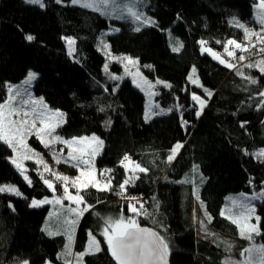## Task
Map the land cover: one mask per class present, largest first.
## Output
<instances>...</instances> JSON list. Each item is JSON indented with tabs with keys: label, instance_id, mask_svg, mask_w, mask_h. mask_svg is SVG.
Returning <instances> with one entry per match:
<instances>
[{
	"label": "trees",
	"instance_id": "1",
	"mask_svg": "<svg viewBox=\"0 0 264 264\" xmlns=\"http://www.w3.org/2000/svg\"><path fill=\"white\" fill-rule=\"evenodd\" d=\"M258 1L145 0L146 16L156 24L141 26L135 19H109L96 10L72 4L71 0H43L44 8L26 0H0V102L7 99L9 84L18 86L29 70L36 72L33 93L66 116L59 135H99L104 147L96 159L98 175L100 170H113L112 191L89 188L82 192L87 204L94 207L78 224L74 252L66 258L70 264H77L75 254L87 248L89 232L100 242L102 251L85 255L82 264H116L101 234L102 218L117 217L122 211L125 217L132 215L128 201L117 194L126 175L120 165L125 154L148 169L138 174L134 185L126 186L125 195L143 199L141 202L152 215L136 218L141 226L157 230L168 240L170 264H224L230 257L216 244L183 233L173 191L177 181L201 173L200 198L212 217V227L236 237L240 235L238 226L220 215L227 197L264 189V159L252 155L264 148V106L258 107L264 74L245 66L230 69L202 53L199 43L207 41L206 47L218 53L224 51L223 43L228 39L246 43L243 31L229 21L236 17L259 31L261 26L254 17ZM136 27L140 31H135ZM28 34L35 39L27 41ZM65 37L75 40L71 55ZM252 39L256 42L255 37ZM101 40L110 45L107 51L112 58L100 47ZM177 40L183 44L178 52L172 50L178 46ZM217 40L222 43L217 44ZM256 44L249 57L264 55L259 52L261 45ZM115 57L147 59L181 74L188 71L190 75L195 67L193 79L198 77L204 87L188 78L182 87L167 81L171 88L157 84L159 106L173 110L145 121L146 97L130 78L124 77L122 63ZM238 70L244 76L237 75ZM113 76L122 79L114 80ZM247 76L258 82L249 83ZM204 88L213 92L211 98ZM193 93L207 100L200 117L195 115L199 105L192 100ZM182 120L188 124L182 126ZM177 142L183 147L169 163L167 157ZM30 144L51 158V148H45L34 137ZM12 155L11 149L0 142V185L14 184L22 193H0V264H20L25 260L29 264H43L46 260L65 264V259L57 258L65 238L42 231L50 207L29 206L33 199L52 197L53 193L31 161L27 163L32 180L29 185L7 159ZM193 165H199L200 173L192 170ZM57 171L76 173L67 164L58 165ZM256 205L261 221L260 235L255 240L264 245V199L256 200Z\"/></svg>",
	"mask_w": 264,
	"mask_h": 264
},
{
	"label": "snow or ice",
	"instance_id": "2",
	"mask_svg": "<svg viewBox=\"0 0 264 264\" xmlns=\"http://www.w3.org/2000/svg\"><path fill=\"white\" fill-rule=\"evenodd\" d=\"M26 2L38 5L40 8H44L46 6L43 0H26ZM56 2L62 3L63 0H56ZM71 3H80L83 7L94 8V10L101 12L102 15H112L118 19L131 17L139 22L141 26L156 24V21L151 17H147L142 12L136 10L137 0H130L128 3H125L124 0H71ZM121 5H123V7H121ZM255 7L257 9L256 19L261 26L259 31L250 29L236 17H233L229 21L230 24L243 31L246 43L237 42L235 39H228L225 43H223L224 53H226L228 57L238 61H245L247 57L244 53L251 54L257 47V44L253 43V37H255L256 42L261 45V47H259V52L264 53V0H259ZM125 13L127 15H125ZM134 30L140 31V27H136ZM25 39L30 42L33 41L35 37L28 34L25 36ZM65 40L67 41L69 54L71 55L75 51L73 47L75 40L72 37H65ZM176 43L178 46L173 47L172 50L178 52L183 47V44L179 40H177ZM199 43L201 45L202 53H208L213 59L218 60L219 63L224 64L230 69H235L237 67L235 63L223 59L220 53L206 47L207 41L201 40ZM216 43L221 44L222 42L217 40ZM100 47L103 50H106V54L109 58H112L110 51H107L110 49V45L101 40ZM237 50L241 53L238 57L236 55ZM115 59L127 61L125 64V72L133 76V83L142 90H144V87L146 86L149 90V97L155 95V93L150 90L155 87V85L144 78L139 71L131 73L128 70V65L135 66L138 64V60H134L131 57H115ZM104 67L105 71H107L108 64L106 63ZM245 67L257 68L261 74H264V58L254 63L250 62L246 64ZM196 71V68L193 67L188 79L191 83L203 88L204 86L200 84L198 77L193 79ZM236 74L244 76V73L239 70ZM37 76L38 74L36 72L29 70L27 72L26 79L22 83L24 85H31V83L37 79ZM138 76L140 77L139 79H137ZM112 79L119 80L122 79V77L113 76ZM245 79H247L251 84H256L258 82L256 78L251 76H247ZM156 84H163L167 88L172 87L171 84L159 79L156 80ZM204 91L208 98L213 96V92L211 90L204 88ZM8 93L7 99L4 102H0V142L6 145L7 148L11 149L13 153V155L7 159L10 160V163L17 169L29 185L32 184V180L26 174L27 169L24 166V161L32 159H35L37 164L43 165V171L37 169V173L43 180V183L47 185L49 189H52L53 192L56 190L55 186L51 179L45 178L44 173L50 172L55 180L63 182V197H54L53 200H48L47 198L43 200L33 199L29 206L39 207L45 203L62 205L65 199L76 205L75 207L70 205L67 208V213L70 216L74 215L76 219H65L64 221V223L68 226L67 235L69 244L65 246V252L58 254L57 258L61 259L65 256L72 255L69 249L73 238L72 233L74 231V227L78 223L79 218L94 207L93 205L87 204V201L84 199L81 192H86L89 188L96 189L97 191L113 190L111 176L113 171L112 169L100 170V178L96 175L95 157L102 151L104 141L95 134H92L91 137L81 136L65 139L55 134L56 129L62 126L65 122V114L63 112L59 109L53 110L49 108V106L44 102L43 97L38 99L32 97L28 88L21 89L20 86H13L9 84ZM258 95L261 97L258 107L264 106V91H260ZM25 96H27V99H25ZM191 98L199 105V110L196 111L195 115L200 117L207 105V100L196 93H193ZM176 107L179 108L180 106L177 105ZM172 110V108H169L167 110L159 109L158 111H153L152 105L149 103L144 114V119L145 121H148L153 116L164 114L165 111L171 112ZM100 111H103V109H100ZM107 123H110V121H107L106 124ZM246 123V121L242 122L241 127H244ZM187 124L188 121L182 120V126ZM33 134L40 140L45 148H50L56 143L66 145L68 148V154L67 158L63 159V162L71 164L72 167L77 168L80 175L75 178H70L66 175L53 171L39 153L28 147L26 140ZM182 147L183 145L177 142V144L171 148L170 154L167 157L169 163L176 158L179 149ZM60 151L62 152L63 149ZM252 155H255L258 159H264V148L260 149L256 153H252ZM52 156L57 164L62 162L61 157L57 155L54 148ZM120 165L124 168L126 175L124 180L119 184L120 191L117 194L124 196V198L128 201V212L132 213V215L125 217L122 211L117 218H102L104 220V227L101 234L107 244L108 252L116 264H169L168 258L170 255V245L168 240L164 235H161L160 232H157L154 229L141 227L136 218L139 216L150 217L152 213L144 207V203L141 202L139 197H129L125 195L127 192L126 186L134 185L135 181L139 179L138 174L146 173L148 172V169L142 167L139 163L132 161L131 157L127 154H125V156L120 160ZM192 170L194 172H198L199 165H193ZM201 182H203V177H201ZM177 183L187 184L192 183V181L186 178L182 181H177ZM249 183H251V181H249ZM69 185L76 189L75 195L69 191ZM5 192L12 193L16 196L22 195L19 189L15 185L11 184L0 185V193ZM196 198L197 200L200 199L198 194L196 195ZM229 199L231 201L232 208H238L240 212L238 216L229 214L226 218L239 227L240 235L250 241L253 239V234L260 235L259 225L261 218L255 215L256 210L252 205L251 200L264 199V189L258 193H253L251 198L242 193L239 197ZM200 204L201 207H203V201H200ZM9 206L11 207V205ZM232 208L228 209L229 213L232 212ZM52 215H54V213H49V217ZM97 215L99 214L97 213ZM220 215L225 216V212L222 211ZM205 216H207L208 221L211 222L212 217L209 213H207L206 209ZM253 217H255L256 220L255 224L250 222ZM153 222L155 223V221ZM200 223L202 226L204 225L203 220H201ZM42 231L46 232L49 236L60 234L58 231H51L48 227H45ZM204 231L207 232V229L205 228ZM88 235V247L84 252L75 254L77 264H82V259L85 255L95 254L102 251L100 242L96 239V237L91 232H89ZM225 243L227 244L228 242ZM228 247L230 248V245H228ZM253 251L259 254L258 264H264V245H253L252 247L244 249L241 255L243 256L244 253L251 254ZM20 264H29V262L25 260L21 261ZM45 264H51V261L46 260ZM65 264H70V261L65 259ZM224 264H236V262L226 259ZM240 264H253L251 255L240 261Z\"/></svg>",
	"mask_w": 264,
	"mask_h": 264
},
{
	"label": "rangeland",
	"instance_id": "3",
	"mask_svg": "<svg viewBox=\"0 0 264 264\" xmlns=\"http://www.w3.org/2000/svg\"><path fill=\"white\" fill-rule=\"evenodd\" d=\"M144 1L145 0H137L136 10L139 11V12H142L146 16V13H145V11L143 9V6L145 5L144 4ZM124 2L125 3H128V2H130V0H124ZM78 4H80V3H78ZM121 7H123V5H121ZM90 9L94 10V8H90ZM102 11H103V9H102ZM109 11H110V9H109ZM256 13H257V9L255 7L254 8V17L255 18H256ZM125 15H127V14L125 13ZM105 16L108 17L109 19H114V20H125L126 21V20L133 19L131 17L119 18L118 19V18H116L115 16H112V15H105ZM241 43H243V42H241ZM253 43L256 44L255 41ZM66 46H67V50L69 52V48H68L67 41H66ZM73 47L75 49V44L73 45ZM220 54H221V57L223 59H225L227 61H231L232 63H235L237 65L236 68H241L242 66H245L246 64H248L250 62L251 63L254 62L255 57H256V61H259L260 59L264 58V55H262V54H258L257 56H254L252 58V57H249V55H250L249 53H244V55L246 57H248V58H246L245 61H238L236 59H233L231 57H228L227 54L224 53V51L221 52ZM240 54L241 53L239 52V50H237V52H236L237 57ZM134 60H138V64L135 65V66L128 65L129 72L136 73L137 71H139V73L144 78H146L153 85H155V87H153L152 89H150L152 92L155 93V95L149 97V95H148V91L149 90L147 89L146 86L144 87V90H142L141 88H138L133 83L135 85V87H137L140 91H142V93L146 97L144 114H145V111L148 108L149 103H151L152 108H153V111H158L159 109H164V108L160 107L159 104H158V102H157V95H158V92L159 91L156 89V86H157L156 80L159 79L161 81H167L169 83H173V84H175L177 86L182 87L185 84V82L187 81V78L189 76L188 71L185 72V73H183V74H181V73L176 72L174 70H171V69H169V68H167V67H165L163 65L157 64L155 62H149L147 59H143V58L141 59L140 58V59H134ZM119 61L122 63L123 69L125 71V64L127 63V61H122V60H119ZM124 77L125 78H130L133 81V76L127 74L126 72H124ZM139 78L140 77L138 76L137 79H139ZM33 82L31 83V85H24L23 83H21L18 86H20L21 89L28 88L31 96L38 99L40 97L39 96H36L33 93L32 89H31V87L33 86ZM25 99H27V96H25ZM49 108H51V107L49 106ZM51 109H53V108H51ZM53 110H55V109H53ZM166 113H167V111H165L164 114L156 115V116H162V115H165ZM144 114H143V117H144ZM156 116H153L150 120H152ZM64 120H66V116H64ZM150 120H148V121H150ZM59 128L56 129V133L55 134H57V135H59V133H58V129ZM95 135H97V134H95ZM59 136H61V135H59ZM82 136L91 137L92 134L91 135H82ZM97 136L100 137L99 135H97ZM33 137L35 139L39 140L34 134L32 136H29L27 138V140H26V143H27L28 147L30 149L34 150L35 152L39 153L40 156L44 159V161L49 165V167L53 171L59 173L57 171L58 165H60V164H67V163H64L63 162V159L64 158H67V154H68V148H67V146L64 145V144H61V143H56L55 145H53L52 147H50L51 148V152L48 151V154L51 157V158H49L48 156L44 155L43 152L39 151L37 148L33 147L30 144V140ZM61 137L65 138V139H71L72 138V137L67 138V137H64V136H61ZM74 137H81V136H74ZM103 147H104V145H103ZM53 148L55 149L57 155L61 157L62 162L59 163V164H57L55 162V160L53 159V156H52ZM61 149H63L62 152L60 151ZM181 149L182 148L179 149V152H180ZM101 152H100V154H101ZM99 155H97L95 157V169H96V159H97V157ZM29 161L35 163L38 166L39 170L40 171H43V165L37 164L35 159L25 160L24 161V166L27 169V173L26 174L29 177H30V175L28 174V167L29 166L27 164ZM67 165L72 168L71 164H67ZM75 169H76V173L75 174H72V175H69L68 173H60V174L66 175V176H68L70 178H75V177H77V176L80 175L79 170L77 168H75ZM198 173H200V171H198ZM96 175H97L98 178H100L99 175H98L97 169H96ZM193 175H195V174H193ZM44 176H45V178L52 180V182H53L56 190H55V192H53V190L50 189L51 192L53 193V196L52 197H44L42 199H36V200H43L45 198H47L48 200H53L54 197H63V195H64V193H63V182L62 181L55 180V178L51 175L50 172H45L44 173ZM199 177H203V175L200 173V176L199 175L198 176L196 175L195 177L194 176L184 177L182 180H184V179L187 178V179H190L192 181V183H187V184L178 183L176 185V187L174 188V191H173L174 192L175 211L177 213L178 222L180 224V227L183 230V233L185 235H187V236L194 235L197 238H200V239L209 241V242H211L213 244H216L218 247L223 248L225 252H227L228 254H230V257H228L226 259H230L232 261H235L236 264H240V261L244 260L249 255H251V257H252L253 264H258L259 254L256 253L255 251H253L251 254L244 253L243 256L241 255V253L243 252L244 249H247L249 247H252L253 245H255V246L262 245L261 243L256 242V240H255V236L256 235L255 234H253V239L250 241V240L246 239L245 237H242L241 235L236 236V237H233V236H230V235L221 233V232L215 230L212 227L211 222H209L208 219H207V216H205V209H206L205 204L203 203V207H201V204H200V201H202V200L200 198L201 183L198 181L199 180ZM200 180H201V178H200ZM11 185H14V184H11ZM69 191L73 195L76 194V189L73 188V187H71V185H69ZM82 192H81V194H82ZM197 194L199 195V198H200L199 200H197V198H196V195ZM240 194H242V193H239V194H231V195H229L227 197L226 202H225V204L223 206V209H222V211L225 212V216L224 217H227L229 214H232L234 216H238L239 215L240 210L238 208H232V204H231V201H230L229 198L239 197ZM243 194H246L249 198H251L252 195H253V193H243ZM121 198L123 199V197H121ZM251 203L255 207V210H256L255 211V215L256 216H259L258 213H257L256 200H251ZM70 205L72 207H75L76 206L73 202H70V201H68V200L65 199L63 201V204L62 205L61 204H55V203H45V204H42V205L39 206V207L49 206L50 207V212L49 213H54V215H52L51 217H49V215H48V217L46 219V222H45V225H44V228L45 227H48L51 231H58L60 233L59 236L61 235V236H63L65 238V244L61 248L60 253L65 252L66 251L65 246L69 244V239H68V235H67V228H68V226L64 223V221H65V219H76V217L74 215H71L70 216L67 213V208ZM230 208H232V212L231 213L228 212V209H230ZM84 215H85V213H84ZM82 217L79 218L78 223L75 225L74 231L72 233V237L73 238H72L71 246H70V249H69L71 253L74 252V251H72V249H73V246H74V241L76 239V233H77V230H78V224L81 221ZM107 217L117 218L119 216H117V217L116 216H113V215L105 216V218H107ZM201 220L204 221V225L203 226L200 223ZM250 222L253 223V224H255L256 223L255 217H253ZM205 228L207 229V232L204 231ZM239 231H240V229H239ZM225 242H228V243L226 244ZM228 245H230V248L228 247ZM68 256H65L64 258H61V260L66 259ZM48 261H50V260H48ZM43 264H45V263H43ZM51 264H53V263L51 262Z\"/></svg>",
	"mask_w": 264,
	"mask_h": 264
},
{
	"label": "water",
	"instance_id": "4",
	"mask_svg": "<svg viewBox=\"0 0 264 264\" xmlns=\"http://www.w3.org/2000/svg\"><path fill=\"white\" fill-rule=\"evenodd\" d=\"M141 227H147V228H151V227H148V226H141ZM151 229H153V228H151ZM155 230V229H154ZM155 231H157V230H155ZM158 232V231H157ZM169 264H170V259H171V257H170V255H169Z\"/></svg>",
	"mask_w": 264,
	"mask_h": 264
},
{
	"label": "built area",
	"instance_id": "5",
	"mask_svg": "<svg viewBox=\"0 0 264 264\" xmlns=\"http://www.w3.org/2000/svg\"><path fill=\"white\" fill-rule=\"evenodd\" d=\"M135 197H137V196H135ZM140 198V197H139ZM141 199V201L143 200L142 198H140Z\"/></svg>",
	"mask_w": 264,
	"mask_h": 264
}]
</instances>
